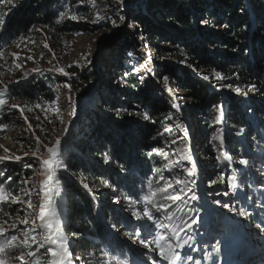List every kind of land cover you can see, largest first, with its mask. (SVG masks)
Returning <instances> with one entry per match:
<instances>
[{"label": "trees", "instance_id": "16d2710c", "mask_svg": "<svg viewBox=\"0 0 264 264\" xmlns=\"http://www.w3.org/2000/svg\"><path fill=\"white\" fill-rule=\"evenodd\" d=\"M63 1L0 3V51L21 37L26 38L31 28L55 27L54 19ZM130 11L128 25L135 24L134 34L120 33L129 47L124 44V49L117 50L105 79H99L97 65L92 64L83 71L70 69L74 76L61 79L71 85L86 109L62 143L67 170L54 174L61 188L57 203L63 232L73 237L71 253L79 254L85 264H138L123 237L135 235L140 240L137 231L142 232V226L148 223L140 219V213L149 176L153 189L187 180L183 171L191 166L186 163L172 167V164L182 153L192 154L187 141L189 132L178 107H172V98L163 84L164 76L169 77L168 87L178 89L192 106L183 108L184 114H195L202 120L197 143H203L208 163L214 169L220 168L215 179L219 174L228 179L235 174L241 181V192L235 194L236 206L246 207L247 200L252 199V211L257 221L264 224V0H136ZM104 25L111 27L107 21ZM67 31L66 25L55 27L57 37ZM147 54L161 61L164 55L169 59L160 65ZM136 62L148 63L151 71L143 67L145 70L139 74L134 71ZM202 75L209 76V81ZM141 76L145 78L143 82ZM253 85L255 90L249 91ZM236 87L248 94H235ZM46 89V84L31 80L11 87L8 93L11 100L35 103L44 97L52 102ZM221 103L224 122L217 124L216 106ZM144 115L150 119L145 120ZM221 131L226 138L223 147L213 139ZM238 132L241 134L237 135ZM153 148L161 153L147 157ZM223 153L235 161L236 167L231 168L222 156L218 160ZM105 154L110 158L108 163L104 162ZM241 158L248 161L245 166H252V171L238 163ZM26 160L25 164L36 165L33 158ZM24 165L0 164V171L6 173L0 176L6 193L16 196L21 180L29 179L31 170ZM210 178L207 174L206 181ZM81 182L89 188L85 189ZM173 188L168 192L172 193ZM157 196L162 200L160 194ZM206 196L213 198L212 193ZM129 198L139 202L130 203ZM183 201L172 205V219L168 220L172 231L204 207L202 201L195 203L190 198ZM191 202L195 204L192 210ZM11 204L4 203L3 209L9 214L18 207L17 203ZM132 211L139 216L132 217ZM186 234L182 232L181 236L185 239ZM4 243L5 240H0V245ZM35 250L36 245L24 251L10 249L9 264H20L15 257L21 252L26 257L28 251ZM40 262L49 263L44 250L40 251Z\"/></svg>", "mask_w": 264, "mask_h": 264}, {"label": "rangeland", "instance_id": "374dc122", "mask_svg": "<svg viewBox=\"0 0 264 264\" xmlns=\"http://www.w3.org/2000/svg\"><path fill=\"white\" fill-rule=\"evenodd\" d=\"M135 1L123 0V3H117V0H64L58 6L60 11L54 19V23L56 24L55 27L66 25L67 32L57 37L58 34L55 33V27L36 26L30 29L26 38L23 40L19 39L0 51L3 53L0 56V81L7 84L8 89L18 84L25 85V83L33 80L37 84H46V90L49 92L47 96L53 98L52 103L47 102V98L44 97H39L38 102L33 103L31 101L24 102L20 99L11 100L10 97L9 104L27 105L28 108L33 110H25L24 112V116L27 117V123L17 109L0 113V124H7L8 121L7 129L0 131V145H3V148H0V156H20L22 158L18 162L14 160L0 161V164L12 162L20 163L23 166L27 161L26 158H30L31 152L36 149L37 138L42 145L51 146L56 138L59 137L62 147L64 137L82 116V111L86 112V109L82 107L83 100L72 88L70 90L65 88L64 85L67 83L61 82V79L74 76V74L70 73V69L83 71L85 68H89L91 64L97 65L96 73L99 79L103 80L110 74L109 70L115 60L117 50L124 49L125 40L120 38V33L129 32L134 34L135 24H131L133 25L132 28L128 24L131 16L130 10L133 9ZM61 13H63V16H61ZM72 17H84L85 19H73ZM97 18L98 22L93 23L92 21L97 20ZM106 21L110 22L111 27L107 28L104 25ZM44 43H48L49 48H44ZM125 46L129 47L128 44H125ZM13 54L17 55L14 56ZM29 56H32V59H27ZM164 56V60L161 61V59L155 58L153 54H147L150 60L152 58L156 64L160 65L169 59L167 55ZM136 63L138 72L141 74V71L145 69H143L142 63ZM15 64H19L21 67L16 68ZM57 68H64L68 75L57 72ZM171 90L176 93L174 102L178 105V110L183 116L188 129L189 137L187 141L192 153L190 154L191 160L179 159L177 162L181 166H185L187 163L195 173L192 177L188 176L187 180L182 184H176V181L171 184L174 187L173 189H175L174 191H179L180 189L185 192L188 189L194 190L195 194L196 192L198 193V199L195 200V203L202 201L204 205L202 210L192 215V217L197 218V223L187 231L185 237V239H188L189 236L192 237L190 241L192 250H189V246L179 250L185 256L191 255L193 259L184 260L180 264H197V261H199V264H264V224H260L257 221L254 211H252V199L247 200L248 206L243 207L248 212V216L245 217L238 216L233 211L214 203V201H221L222 204L227 203L238 210L240 207L236 206L237 195L235 196V194L241 192V181L235 174H231L230 177L235 176L237 178L236 183L238 186V191H233L228 188L229 179L227 177L223 178V175L219 174L218 178L215 179L220 168L214 169L208 163L203 155V143L199 141L197 143V136L200 134L201 128H203L202 120L194 114L193 117L195 118H191V115L186 116L183 108H192V106L185 100V97L178 89ZM36 104H40L42 107L35 108ZM45 110H47V116ZM4 148L9 151L5 153ZM43 151L44 148L41 147V152ZM26 152L29 155H25ZM146 155L147 157L149 156L148 153ZM221 156L231 168L236 167L235 161L230 156L223 153L218 156V160ZM35 164L32 169L28 168V170H31L29 179H24V181L28 182L24 183L21 180V187L16 191L19 201L16 212L13 214L7 213L3 209L5 208L4 203H0V224H3L8 229L7 236H0V240L6 241L12 234L20 237L22 234L17 229H22L25 225L20 224L19 221L23 220L26 215L31 219L39 211L41 196L37 193L42 187L41 180L44 177L39 175V163L35 161ZM243 167L251 171L253 168L250 165ZM185 173L186 171H183L184 175ZM207 174L211 176L208 181H206ZM149 179L151 180V175ZM192 181H195V183H192ZM210 181H215V183L209 186ZM207 189H209L208 192L206 191ZM148 191L147 187V191L142 197L147 195ZM29 192L31 193L30 197ZM226 192L228 193L227 195L225 194ZM211 193L213 198L208 199L206 194ZM49 196L53 201L57 202V196L53 195L51 191H49ZM160 196L162 197V195ZM119 197L121 198L122 195ZM142 197L140 219L143 222L153 223V221H148L147 217L143 215L144 211L147 210L152 213L155 223L169 225V219L166 218L165 211L156 212L150 204L143 203ZM29 198L35 205L34 209H30L27 206ZM153 199L158 203L162 202L157 195ZM188 199L189 197H184V201H182L185 202ZM194 206L195 204L191 202L190 210ZM11 207H13V204H11ZM195 208L197 209V207ZM57 211L61 214L59 207ZM173 211L174 206H171L168 210V215H171ZM205 222H207L206 229H203L204 231L202 229L199 230L200 225H204ZM13 223H16L17 229L10 227ZM258 224L261 225L260 228L257 227ZM157 231L169 237L173 233L170 226L160 229L153 227L152 235H155ZM64 235L71 242L73 237L66 233ZM146 237L148 239L152 238L150 235ZM123 238L128 243L127 246L133 249L138 264H167L160 257L158 251H153L155 245L145 248L139 243V240H136L135 235L132 237L124 236ZM217 241L221 242L220 252L213 253L211 258L205 259L204 253L206 251L211 252V245ZM171 242L175 244L177 241L173 239ZM20 249L24 251V249ZM47 256L49 257L48 264H50L51 258L49 255ZM77 256L81 257L79 254L72 253L70 257L71 264H85L82 259L76 260L75 257Z\"/></svg>", "mask_w": 264, "mask_h": 264}, {"label": "snow or ice", "instance_id": "6c2138e0", "mask_svg": "<svg viewBox=\"0 0 264 264\" xmlns=\"http://www.w3.org/2000/svg\"><path fill=\"white\" fill-rule=\"evenodd\" d=\"M8 3L12 4L13 0H0V3ZM117 3H123V0H117ZM15 6V5H13ZM61 16H63V13H61ZM73 19H85L84 17H72ZM121 19H123L121 17ZM93 23L98 22L97 20H93ZM203 23H207L204 21ZM130 28L133 27V25H128ZM0 28H2V22H0ZM40 31V30H38ZM21 40L24 38L21 37ZM141 40H143V37H140ZM34 43V41H33ZM44 48H49L48 43H44ZM147 47V45H145ZM50 50V49H49ZM3 53L0 52V56H2ZM16 56L17 54H13ZM129 56L132 55V53L128 54ZM18 58V57H17ZM27 59H32V56L27 57ZM16 68H20L21 65L15 64ZM142 67H145L148 71H151V68L149 67V64L146 63L145 65H142ZM191 67V65H189ZM38 71V70H37ZM57 72L63 73L64 75H68L64 71V68H57ZM134 71H139L138 69H134ZM195 71V69H194ZM127 75V73L125 74ZM217 78H219V73L215 74ZM202 78L205 81H209L210 77L207 75H202ZM141 81H144V76L140 77ZM163 84L168 92L169 97L172 98V107H178V105L174 102L176 99V93L171 90V88L168 87L169 85V77L164 76L163 78ZM65 88L71 89L70 84H65ZM255 85L251 86L249 91H254ZM235 94L237 95H244L246 96L247 92H242V90L239 87H236L234 90ZM9 93H8V85L4 84L3 81H0V113H5L6 110L10 111L12 109L19 110L22 118L27 123V117L24 116L25 110L32 111V108H28L27 105L21 106L18 104H9ZM71 102V101H69ZM52 103V102H49ZM42 105L36 104L35 108H41ZM218 109V115L216 117V123L222 124L224 122V105L223 103L216 106ZM45 114L47 116V110H45ZM74 114V113H73ZM120 115V110L117 111V116ZM145 120L150 119L148 115H144L143 117ZM167 119L171 120V117H167ZM7 124H0V131H3L7 129ZM31 127V125H29ZM177 127H180L178 124ZM170 129H165V131H169ZM243 130H241L242 132ZM241 132H238L237 135H240ZM162 135V134H161ZM153 139H156V137H153ZM214 140L219 141V144L221 147H223L226 143V138L223 135V132L215 137H213ZM36 149L31 152V157L37 161L40 165V173L39 175L44 177L43 180H41L42 187L40 188L38 195L41 196V199L39 201V211L38 213H35L31 219L28 218L26 215L23 220H20V224L25 225L23 229H17L16 223H13L10 225L12 229H17L21 232V236L18 237L15 234H12L9 236L5 243L0 245V264H9V258L7 257V253L10 249H31L33 245H36L35 251H28L27 256L25 257V254L21 252V254L17 257H15L16 260L20 261V264H41L40 262V251L44 250V252L50 256V264H71L70 257L72 256V253L70 251V242L67 239V237L63 233V222H62V215L58 213L57 208L59 207V204L56 201H53L51 197L49 196V191L52 192L53 195L59 197L61 196V188L59 184L56 181V178L54 174L60 170H67V166L63 162L62 158V149H61V140L59 137L56 138L55 142L51 146L42 145L40 140L37 138L36 140ZM41 147L44 148V151L41 152ZM0 148H3V145H0ZM5 153H7L9 150L7 148H4ZM160 150L153 148L148 155L152 156L154 153H158ZM25 155H29L27 152ZM230 159V157H228ZM22 158L20 156H0V161L4 160H14V161H20ZM109 156L105 154L104 156V162H109ZM181 160H191V156L187 154H181L180 155ZM238 163L242 166L247 165L248 161L241 158ZM179 166V162H173L172 167ZM24 167L31 168L33 167V164H25ZM165 168H168V165H165ZM155 171H159V169H155ZM195 173L191 169L186 170V175L189 177H192ZM6 173L0 171V176H5ZM8 180H11V176H7ZM237 178L235 176L230 177L228 180V188L233 191H238V186L236 183ZM28 181H24V183H27ZM82 186L85 189H88V184H85L83 182ZM183 181L177 180L176 184H182ZM192 183H195V181H192ZM215 181H210V185L214 184ZM53 185H56L55 188H53ZM173 185L169 184L167 187H160L153 189L151 180L148 182V194L142 197L143 203L150 204L156 212H160L162 210L165 211L166 218L171 220L172 216L168 215V210L172 205L177 204V202L182 201L184 197H189L191 200H197L198 196L195 194L194 190L188 189L187 192H185L183 189H180L179 191H174L172 193L168 192L169 188H172ZM47 189V190H46ZM157 194L162 195V202H157L153 197H155ZM228 194L227 192L225 193ZM31 193L29 192V197ZM18 203V199L14 194L6 193L4 191L3 184H0V203ZM117 201L113 200V203H116ZM130 203H138L139 201H132L131 198H129ZM217 205H221L225 209H229L230 211H233L236 215L245 217L248 216V212L245 208L240 207L238 210L234 208L233 206L223 203L221 201H214ZM28 208L34 209L35 205L29 198ZM132 217L137 218L139 216V213L136 211H132L131 213ZM143 215L147 217L148 221H153V223H145L142 226V232L147 233L148 235L152 236L151 239H148L146 236L142 235L141 230L137 231V235L141 236V239L139 240V243L143 245L145 248H150L152 245H155V248L153 251H158L160 257L167 262V264H180V262L184 260H192L193 257L191 255L185 256L180 249L184 248L185 246H189V250L191 251L190 241L192 240V237L189 236L188 239H184L180 233L181 232H187L189 229L197 223V218L190 217L189 220L184 221L181 226L177 229H173L172 236H166L163 233L157 231L155 235H152L153 227L156 229L160 228H168L169 225L155 223L153 215L151 212L145 210ZM258 228L261 227V225H257ZM8 229H6L3 224H0V236H7ZM77 233H73V236H77ZM42 237V238H40ZM175 239L177 242L173 244L171 241ZM220 241H217L216 243L211 245V252H205L204 258L209 259L212 257L213 253H219L220 248ZM76 260H80L81 257H75ZM197 264H199V261H197Z\"/></svg>", "mask_w": 264, "mask_h": 264}, {"label": "bare ground", "instance_id": "6f19581e", "mask_svg": "<svg viewBox=\"0 0 264 264\" xmlns=\"http://www.w3.org/2000/svg\"><path fill=\"white\" fill-rule=\"evenodd\" d=\"M192 117H193V115H191V118H192ZM193 118H195V117H193ZM205 227H206L205 225H202V226L199 228V230L202 229V231H204L203 229H206Z\"/></svg>", "mask_w": 264, "mask_h": 264}]
</instances>
